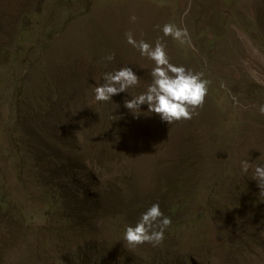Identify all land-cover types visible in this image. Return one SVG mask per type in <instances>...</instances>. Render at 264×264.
I'll return each mask as SVG.
<instances>
[{"label": "rangeland", "instance_id": "rangeland-1", "mask_svg": "<svg viewBox=\"0 0 264 264\" xmlns=\"http://www.w3.org/2000/svg\"><path fill=\"white\" fill-rule=\"evenodd\" d=\"M26 4L25 48L17 65L0 62V150L14 89L21 109L31 111L36 97L51 94L53 78L60 85L90 79L92 91L98 77L122 67L151 79L153 63L127 44L128 32L153 47L159 40L170 63L203 72L211 83L198 114L175 122L168 142L151 149L148 163L125 162L116 172L93 174L102 178L92 189L101 205L87 220L64 221L63 202H55L48 186L54 192L57 179L46 177L54 167L40 170L34 152L22 153L26 165L19 181L13 165L0 163V192L7 202L0 209V264H80L89 248L98 264H264V196L252 170L242 174L240 166L244 160L264 166V116L258 111L264 105V0ZM167 23L187 29L189 43L164 37ZM16 30L10 25L0 42L12 51ZM109 54L115 56L111 62L104 60ZM131 169L137 173L130 182L117 175ZM63 190L66 199L74 192ZM150 202L185 206L161 244L128 248L125 229L135 226Z\"/></svg>", "mask_w": 264, "mask_h": 264}, {"label": "trees", "instance_id": "trees-1", "mask_svg": "<svg viewBox=\"0 0 264 264\" xmlns=\"http://www.w3.org/2000/svg\"><path fill=\"white\" fill-rule=\"evenodd\" d=\"M27 1L0 0V42L10 25L15 24L17 28L13 38V51L0 44V62H14L17 65L25 48L21 44L29 34L27 27L30 25V7L26 4ZM138 77L141 79L139 86L113 96L109 102L95 101L90 79H80V82L74 84L64 82L60 85L58 82L61 81L53 78L51 94L36 97V107L30 108L31 111L21 109V95L14 89L10 102L13 114H7V119H3L6 125L2 130L4 143L0 150V163L13 165L12 173L19 181L26 165L22 153L34 152L35 164L40 170L43 171L47 166L54 167V174L46 177L48 180L57 179L55 191L51 188V182L47 180L46 183L48 182L51 195L56 196L55 202H63L64 221L69 222L71 218L89 219L101 205L98 192L92 189L99 184L97 180L102 178L97 176L96 179L93 174L101 169L116 172L119 164L125 162L148 163L151 149L158 150L161 144L167 143L172 133L169 129L175 126V122L169 125L158 115L148 113L147 105H141L139 115L132 114L124 107L125 101H130L132 97L145 91L151 81L150 78ZM96 80L97 86L104 82L103 76ZM163 124L166 125L162 127ZM23 147L26 150H22ZM138 156L142 158H136ZM128 171L129 173L121 171L117 175L120 174L119 176L130 182L134 179L133 174L137 172L136 169ZM65 188L74 190L73 194L70 193L71 197L66 194L67 199L63 196ZM1 189L2 187L0 191ZM49 196L47 194L45 198ZM153 204L155 203H147L149 207ZM4 205L7 206V202L0 192V209ZM143 205L144 202L141 210ZM184 206V202L159 206L164 216L172 221L165 230L164 237L174 229L178 213ZM93 252L95 251L89 248L80 264H98ZM68 262L71 263V260Z\"/></svg>", "mask_w": 264, "mask_h": 264}, {"label": "clouds", "instance_id": "clouds-1", "mask_svg": "<svg viewBox=\"0 0 264 264\" xmlns=\"http://www.w3.org/2000/svg\"><path fill=\"white\" fill-rule=\"evenodd\" d=\"M136 16H131L130 21L135 22ZM159 27V26H158ZM164 37H171L181 45L190 41L187 29L180 28L172 23L162 27ZM126 42L138 50L142 57L152 61L150 72L151 81L145 91L124 102V107L134 115H139L141 105H147L148 113H154L167 124L188 121L197 115V109L202 108L208 87L211 81L204 79L203 72H193L183 66L170 63L163 43L159 40L153 47L144 40H135L132 32L126 33ZM114 54L104 57L111 62ZM103 83L94 88V99L97 102H109L111 98L129 89L139 86L141 79L129 68L122 67L114 72L105 73ZM221 87L224 84L221 82ZM259 114L264 116V105L258 107ZM241 172L247 174L252 170V180L256 181L260 189L259 194L264 196V166H253L248 160L241 161ZM172 221L164 216L159 204H153L144 213L135 226L125 229L123 240L128 248H135L145 243L153 247L158 246L164 239V232Z\"/></svg>", "mask_w": 264, "mask_h": 264}]
</instances>
